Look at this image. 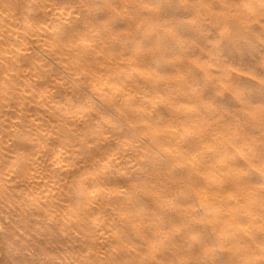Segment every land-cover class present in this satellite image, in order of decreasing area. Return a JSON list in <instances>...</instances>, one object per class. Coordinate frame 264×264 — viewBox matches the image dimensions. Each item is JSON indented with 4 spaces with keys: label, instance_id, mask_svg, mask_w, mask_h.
I'll use <instances>...</instances> for the list:
<instances>
[{
    "label": "rangeland",
    "instance_id": "1",
    "mask_svg": "<svg viewBox=\"0 0 264 264\" xmlns=\"http://www.w3.org/2000/svg\"><path fill=\"white\" fill-rule=\"evenodd\" d=\"M262 73L264 0H0V264H264Z\"/></svg>",
    "mask_w": 264,
    "mask_h": 264
},
{
    "label": "bare ground",
    "instance_id": "2",
    "mask_svg": "<svg viewBox=\"0 0 264 264\" xmlns=\"http://www.w3.org/2000/svg\"><path fill=\"white\" fill-rule=\"evenodd\" d=\"M145 31V30H144ZM146 132H148V137L149 138H153V134L152 133H150L149 131H147L146 130ZM103 138V137H102ZM101 141V140H100ZM104 141H106V140H104ZM106 143V142H105ZM31 151V150H30ZM94 156V155H93ZM92 157V156H91ZM94 160V159H93ZM93 178H95V177H93ZM115 182H113V184H114ZM106 197V196H105ZM38 210V209H37Z\"/></svg>",
    "mask_w": 264,
    "mask_h": 264
},
{
    "label": "snow or ice",
    "instance_id": "3",
    "mask_svg": "<svg viewBox=\"0 0 264 264\" xmlns=\"http://www.w3.org/2000/svg\"><path fill=\"white\" fill-rule=\"evenodd\" d=\"M262 75H264V73H262ZM241 99H246V97L245 96H241Z\"/></svg>",
    "mask_w": 264,
    "mask_h": 264
}]
</instances>
